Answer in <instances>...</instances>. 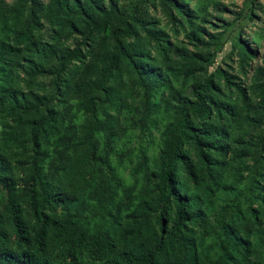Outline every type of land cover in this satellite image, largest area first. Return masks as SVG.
<instances>
[{"label":"rangeland","instance_id":"1","mask_svg":"<svg viewBox=\"0 0 264 264\" xmlns=\"http://www.w3.org/2000/svg\"><path fill=\"white\" fill-rule=\"evenodd\" d=\"M111 6L133 20L121 37L126 58L98 87L121 24L83 34ZM74 48L79 55L61 66ZM207 79L210 112L189 113L202 152L185 142L176 167L179 195L198 199L182 234L213 264L223 224L246 242L229 264L263 262L264 0H0V168L16 192L34 164L49 182L61 178L75 202H51L52 228L76 220L87 237L105 231L102 262L112 259L134 221L159 234L162 136ZM162 213L167 229L171 202ZM89 245L77 251L86 257Z\"/></svg>","mask_w":264,"mask_h":264},{"label":"trees","instance_id":"2","mask_svg":"<svg viewBox=\"0 0 264 264\" xmlns=\"http://www.w3.org/2000/svg\"><path fill=\"white\" fill-rule=\"evenodd\" d=\"M133 16L129 11H119L116 6L101 10L99 20H89L84 39L94 32L104 30L106 26L117 21L121 24L113 32L114 53L107 59L98 80V87L111 77L113 69L121 58H126L121 44V37L131 32ZM79 49H72L61 59L65 61L79 55ZM210 80L193 92V100L184 101L179 106V113L174 122L165 129L162 141L163 149L158 156V183L154 199L155 217L161 222L159 234L142 232V220L133 222L127 231L130 241L117 255L102 262L104 254L110 249L111 242L103 230L96 231L87 237V232L80 222L67 220L57 222L52 228L48 209L51 202L57 205L75 202L68 192V186H62L61 178L49 182L40 168L34 164L30 168L27 185L16 192L14 183L8 172L0 168V185L5 192V201L0 208V264H202L200 253L194 244L188 242L182 231L189 220V207L196 204L197 198L190 202L177 192L178 179L176 174L180 150L185 142L191 141L197 152L201 153L199 138L189 123V113L205 115L210 112L206 106L203 92L210 87ZM216 114H219L217 109ZM20 133L14 129L6 137L11 141ZM144 167V161L140 163ZM63 178L70 180L66 174ZM68 182V181H67ZM171 202L173 207L172 220L167 229V221L162 211ZM221 249L213 264H229L232 253L243 254L246 244L240 237L234 236L221 224ZM89 242L84 257L77 249ZM255 264H264L256 261Z\"/></svg>","mask_w":264,"mask_h":264}]
</instances>
